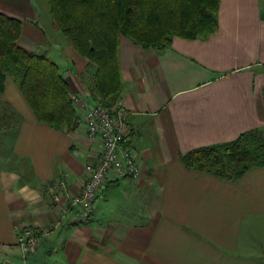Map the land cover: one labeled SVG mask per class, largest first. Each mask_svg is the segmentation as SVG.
Listing matches in <instances>:
<instances>
[{
    "label": "crops",
    "instance_id": "obj_1",
    "mask_svg": "<svg viewBox=\"0 0 264 264\" xmlns=\"http://www.w3.org/2000/svg\"><path fill=\"white\" fill-rule=\"evenodd\" d=\"M0 10L22 20L19 43L52 58L72 94L93 96L95 65L59 29L49 0H0ZM119 61L122 127L141 175L107 182L89 217L61 208L102 142L83 121L72 130L37 121L7 78L0 113L6 102L14 115L7 132L0 126V264H264V166L227 180L181 159L264 128V0H220L215 32L175 35L162 49L121 37ZM58 221L24 259L18 231Z\"/></svg>",
    "mask_w": 264,
    "mask_h": 264
},
{
    "label": "trees",
    "instance_id": "obj_2",
    "mask_svg": "<svg viewBox=\"0 0 264 264\" xmlns=\"http://www.w3.org/2000/svg\"><path fill=\"white\" fill-rule=\"evenodd\" d=\"M50 13L73 46L95 65L92 95L107 107L121 100V37L141 47L165 48L172 38L207 36L218 29L220 0H49ZM22 20L0 10V95L8 77L19 86L37 121L72 130L78 112L59 65L19 43ZM0 113L4 132L12 127L6 102ZM14 115V113H13ZM186 167L236 180L264 166V128L236 139L197 147L181 157Z\"/></svg>",
    "mask_w": 264,
    "mask_h": 264
},
{
    "label": "built area",
    "instance_id": "obj_3",
    "mask_svg": "<svg viewBox=\"0 0 264 264\" xmlns=\"http://www.w3.org/2000/svg\"><path fill=\"white\" fill-rule=\"evenodd\" d=\"M72 99L80 113L78 122L83 121L86 124L91 140L102 142V151L95 163L86 164L82 189L78 194L69 197L61 208V215L65 216L70 210L77 208L82 217H89L101 189L107 182L124 178L138 179L141 168L130 147L129 138L123 131L127 110L121 100L113 108H109L89 95L80 97L72 94ZM56 188L57 186H51L50 193L56 202H61L62 194L58 193ZM60 224L61 221H58L46 226L41 232H36L30 225L21 228L16 237V244L23 258L36 250L41 236L49 234L53 227Z\"/></svg>",
    "mask_w": 264,
    "mask_h": 264
},
{
    "label": "rangeland",
    "instance_id": "obj_4",
    "mask_svg": "<svg viewBox=\"0 0 264 264\" xmlns=\"http://www.w3.org/2000/svg\"><path fill=\"white\" fill-rule=\"evenodd\" d=\"M114 107V106H113ZM113 107H110V108H113Z\"/></svg>",
    "mask_w": 264,
    "mask_h": 264
}]
</instances>
